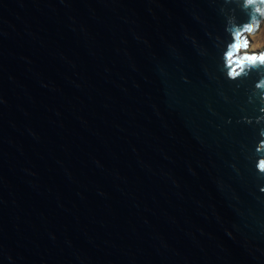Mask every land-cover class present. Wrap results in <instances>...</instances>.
Wrapping results in <instances>:
<instances>
[{
  "label": "water",
  "instance_id": "water-1",
  "mask_svg": "<svg viewBox=\"0 0 264 264\" xmlns=\"http://www.w3.org/2000/svg\"><path fill=\"white\" fill-rule=\"evenodd\" d=\"M261 0H0V264H264Z\"/></svg>",
  "mask_w": 264,
  "mask_h": 264
},
{
  "label": "rangeland",
  "instance_id": "rangeland-1",
  "mask_svg": "<svg viewBox=\"0 0 264 264\" xmlns=\"http://www.w3.org/2000/svg\"><path fill=\"white\" fill-rule=\"evenodd\" d=\"M259 26L260 28L244 34L247 45L237 50V56L264 51V0H261L260 5Z\"/></svg>",
  "mask_w": 264,
  "mask_h": 264
},
{
  "label": "bare ground",
  "instance_id": "bare-ground-1",
  "mask_svg": "<svg viewBox=\"0 0 264 264\" xmlns=\"http://www.w3.org/2000/svg\"><path fill=\"white\" fill-rule=\"evenodd\" d=\"M250 53H252V52H250Z\"/></svg>",
  "mask_w": 264,
  "mask_h": 264
},
{
  "label": "snow or ice",
  "instance_id": "snow-or-ice-1",
  "mask_svg": "<svg viewBox=\"0 0 264 264\" xmlns=\"http://www.w3.org/2000/svg\"><path fill=\"white\" fill-rule=\"evenodd\" d=\"M262 59H264V58H262Z\"/></svg>",
  "mask_w": 264,
  "mask_h": 264
}]
</instances>
